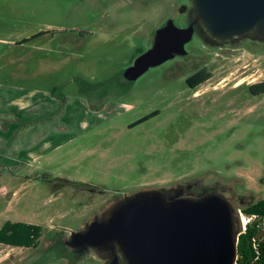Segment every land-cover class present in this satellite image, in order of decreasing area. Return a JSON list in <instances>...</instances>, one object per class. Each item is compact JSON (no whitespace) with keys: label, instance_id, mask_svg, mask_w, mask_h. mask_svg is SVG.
Returning <instances> with one entry per match:
<instances>
[{"label":"rangeland","instance_id":"rangeland-1","mask_svg":"<svg viewBox=\"0 0 264 264\" xmlns=\"http://www.w3.org/2000/svg\"><path fill=\"white\" fill-rule=\"evenodd\" d=\"M186 1H44L39 21L53 31L1 61L0 83L15 114L27 102H48L54 87L58 102L70 104L63 132L35 148L39 159L0 165V227L10 220L44 230L36 249L0 245V264H106L94 253L82 259L64 241L113 201L145 187L217 184L235 209L237 230L250 220L238 202L264 197V95L243 102L241 88H231L264 81V44L247 41L219 60L212 54V79L197 90L186 85L180 57L131 84L122 80L166 22L184 26L179 8ZM187 48L201 53L204 44L194 38ZM217 101L225 110L214 107ZM155 109L159 117L127 127ZM181 113L188 129L167 128Z\"/></svg>","mask_w":264,"mask_h":264},{"label":"water","instance_id":"water-1","mask_svg":"<svg viewBox=\"0 0 264 264\" xmlns=\"http://www.w3.org/2000/svg\"><path fill=\"white\" fill-rule=\"evenodd\" d=\"M187 1L184 26L169 20L158 29L150 48L125 70L126 80L185 55L194 38L211 50L264 44V0ZM190 185L145 187L120 197L64 245L106 264H236L245 226L237 230L229 198L216 191L194 196Z\"/></svg>","mask_w":264,"mask_h":264},{"label":"crops","instance_id":"crops-1","mask_svg":"<svg viewBox=\"0 0 264 264\" xmlns=\"http://www.w3.org/2000/svg\"><path fill=\"white\" fill-rule=\"evenodd\" d=\"M44 1L59 0H0V63L5 60L7 53H11L16 48L25 49L27 44L49 36L50 31H53V25L43 28L44 25L39 21L38 13L43 11ZM41 33L45 35L30 40ZM26 40L29 41L24 42ZM5 89L0 83V157L2 158L0 165L10 167L9 162L12 160L22 165L31 164L41 156L33 154L35 148L50 137L63 132L64 125L61 121L70 103L58 102L55 94L53 95L50 90L51 99L48 102L38 101L31 106H29L30 102H27L22 107L25 108L22 113L17 115L16 112L7 109L10 94H8L9 89ZM5 133L10 134L12 138L3 137ZM7 150L11 152L7 154Z\"/></svg>","mask_w":264,"mask_h":264},{"label":"trees","instance_id":"trees-1","mask_svg":"<svg viewBox=\"0 0 264 264\" xmlns=\"http://www.w3.org/2000/svg\"><path fill=\"white\" fill-rule=\"evenodd\" d=\"M44 35L45 33H41L32 37L30 40ZM28 41L26 40L24 42ZM84 84L87 85L86 83ZM252 87L258 89L257 94H264V83L255 84ZM52 94H56V87L52 89ZM82 94L87 96L86 91L80 90V95ZM155 114L145 116L137 124L148 121ZM241 212L250 220L247 222L244 232L239 237L238 259L236 264H264V201ZM43 234L44 230L41 225L6 221L0 229V244L16 248L36 249L40 245ZM55 248L58 253L59 250L63 252V248H60V246L59 250L57 245Z\"/></svg>","mask_w":264,"mask_h":264},{"label":"flooded vegetation","instance_id":"flooded-vegetation-1","mask_svg":"<svg viewBox=\"0 0 264 264\" xmlns=\"http://www.w3.org/2000/svg\"><path fill=\"white\" fill-rule=\"evenodd\" d=\"M189 7L190 6H189V4L187 2V4H183L182 7L179 8V12H181L182 15L183 14L185 15L186 12L189 10ZM199 50H200L199 48H196V49L192 48L191 50H189L187 48V46H186V51H187L186 54L183 55V56H179L181 58V60H182V63H183L182 66L180 67V69L183 68L184 73H186L185 75H187V73L189 74L186 77V79H185V83H186V85L188 86V88L190 90H197L201 85H203L204 83H206V82H208L209 80L212 79L213 73H212L211 70H209V67H208V64L210 63V60H211L210 56L212 54H216V57L219 60V58H222L224 55L226 56L227 53H229L231 51H235V49L231 50V49H227V48H218L216 50H211V49L206 48L205 46H204V51L203 52L200 53ZM248 53H249V51H248ZM225 56H224V58H225ZM193 65H196V66H193ZM122 80H124V82L129 83V84L132 83V82L126 80L125 78H123ZM261 83H264V81L260 82V83H255V84H261ZM255 84L246 85V84L242 83V84H239V85H233L231 89H233L234 92H237V91H239V88H241L240 90H242V93L240 95L243 97L244 100L242 99L240 101L244 102V101H246V98H254V97H257V96L264 95V94H257L258 93L257 92L258 89L252 87ZM233 99H235V98H233ZM214 107L218 111H223L226 108L225 105H223L221 102H218V101H217V103L215 104ZM238 108H235V109L233 108L234 111L229 112L228 115L230 113L235 114V112L237 111ZM154 113H156V114L151 119H153L155 117H159L161 115V111L159 109L152 110V111L148 112L146 115H143L142 117L137 118L136 120H133L130 123H128L127 127L129 129H134L137 126H140L141 124H137V123L141 119H143L147 115H151V114H154ZM223 117H224V115H223ZM186 118L187 117H185V115L183 113L178 114L177 116H175L171 120V124L169 123L167 128L173 130L174 127H178L179 128L178 130L180 132L187 130L188 126H189V123L188 122L186 123ZM211 185H213V184H211ZM214 186H215L214 189H209V188H212L211 186H203V187L191 186L189 193L191 195H194V196H202L203 194H205L207 192H212V191H216V192H219V193L222 192L221 187L219 185L215 184ZM216 186H217V188H216ZM194 188H195V190H194ZM223 189L225 190V187ZM191 190H194V191L192 192ZM201 191H203V192L202 193H198V192H201ZM237 198H240V197L237 196ZM261 201H264V197L257 198L255 200H254V197H252V198H250L248 200L240 199L238 204L241 207V211H242V210H247L248 208H251L252 206L258 204ZM13 248H16V247H13Z\"/></svg>","mask_w":264,"mask_h":264},{"label":"built area","instance_id":"built-area-1","mask_svg":"<svg viewBox=\"0 0 264 264\" xmlns=\"http://www.w3.org/2000/svg\"><path fill=\"white\" fill-rule=\"evenodd\" d=\"M249 222V221H248ZM247 223H245V226H246Z\"/></svg>","mask_w":264,"mask_h":264},{"label":"bare ground","instance_id":"bare-ground-1","mask_svg":"<svg viewBox=\"0 0 264 264\" xmlns=\"http://www.w3.org/2000/svg\"><path fill=\"white\" fill-rule=\"evenodd\" d=\"M246 223V222H245Z\"/></svg>","mask_w":264,"mask_h":264}]
</instances>
